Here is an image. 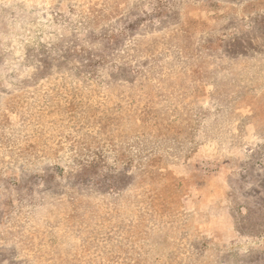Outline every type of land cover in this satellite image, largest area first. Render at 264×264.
<instances>
[{"label":"rangeland","instance_id":"1","mask_svg":"<svg viewBox=\"0 0 264 264\" xmlns=\"http://www.w3.org/2000/svg\"><path fill=\"white\" fill-rule=\"evenodd\" d=\"M0 264H264V0H0Z\"/></svg>","mask_w":264,"mask_h":264}]
</instances>
